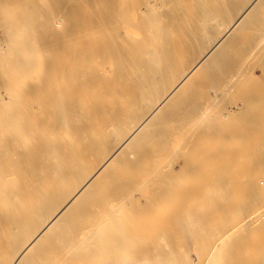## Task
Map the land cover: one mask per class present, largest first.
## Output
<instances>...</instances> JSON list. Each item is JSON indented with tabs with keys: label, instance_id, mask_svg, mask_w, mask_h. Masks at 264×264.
<instances>
[{
	"label": "bare ground",
	"instance_id": "bare-ground-1",
	"mask_svg": "<svg viewBox=\"0 0 264 264\" xmlns=\"http://www.w3.org/2000/svg\"><path fill=\"white\" fill-rule=\"evenodd\" d=\"M173 1L0 0L6 34L22 32V15L33 33L65 29L53 48L41 35L49 58L39 33L33 54V33L0 38V264H264V177L234 203L227 181L212 187L214 170L202 189L180 190V146L205 145L196 123L228 107L218 99L237 77L226 51L264 0ZM247 146H219L212 163L247 157ZM203 147L212 158L216 146Z\"/></svg>",
	"mask_w": 264,
	"mask_h": 264
},
{
	"label": "rangeland",
	"instance_id": "rangeland-1",
	"mask_svg": "<svg viewBox=\"0 0 264 264\" xmlns=\"http://www.w3.org/2000/svg\"><path fill=\"white\" fill-rule=\"evenodd\" d=\"M176 1L177 0H174L169 6H172V5H174L175 3H176ZM10 13H12L11 15H9ZM9 14H8V17L11 19V20H9V21H12V19L14 20V21H16V24L17 23H19L18 25H20V26H18V27H21V28H23L22 29V32H19V34L17 33V32H15V31H13V32H15V33H12V31L11 30H8V31H10V33H8L7 32V34H6V32L4 33V32H2L1 30H0V38L1 39H3V38H6L7 39V35H17V36H19V37H22L23 38V36H21V35H23L22 33L24 32V30H26L25 29V16L24 15H22V18H21V16H20V18H18V17H13V16H15L14 14H13V11H9ZM74 15V14H73ZM69 16H71L72 17V15H69ZM13 17V18H12ZM63 19V18H62ZM62 19H55L54 20V22H56L57 21V23L60 21V20H62ZM67 20H69L70 19V17H69V19L68 18H66ZM19 20V21H18ZM67 20H62L63 21V23H66L67 22ZM13 21V22H14ZM24 21V22H23ZM64 21H66V22H64ZM21 22H22V24H21ZM61 23V24H60ZM59 25H58V31L57 32H55L54 30V28H53V30H52V32H50V31H47V30H45L46 32H48V34L46 33L45 35H43L41 32L42 31H40V32H38V33H36V32H30V31H28V30H26L25 32H28V33H30V34H38L39 36H43V38H45V36L46 35H48L49 37H50V35H51V40L49 39V37H46L47 38V40L49 39V43H51L50 45H51V47L53 48V45H55V44H58V43H60L61 41H63V43H64V40H65V34H64V26H62L63 24H62V22H59L58 23ZM65 25V24H64ZM60 28H62L63 29V31H62V29H60ZM263 28H264V10L261 12V13H259L258 15H257V17L253 20V24L251 25V26H249L248 28H247V31L243 34V36L241 37V39L240 40H238L236 43H234L227 51H226V57H232L231 58V60H232V66H231V64H229V67H228V71H226V75H227V78H232L233 79V77H237V78H234V81L232 80L231 82H233V83H231V87L230 88H228L229 90H227L226 92H224V94L222 93V94H220V96H219V99H218V102H220V103H222V100H224L225 102L224 103H226V104H228V107H222V106H219L217 109H215L214 111H213V113L211 114V119H212V117H213V119L212 120H214V121H212L211 119L209 120V121H207V123L204 121V122H202V123H205V125H201L199 122L200 121H198V123L199 124H197L196 123V126H194V127H196V128H201L202 126V128H203V130H204V132H202L201 130V132H202V134H201V132H200V134H201V136L199 137V138H201L199 141H201V140H203V138H204V140L205 141H201L203 144H205V145H203V146H205V148H207L206 146H210L209 147V149H211L212 147H213V145H214V147L216 146V147H218V149H216V147L215 148H212L211 149V154L209 155L210 157H212V158H210V159H207L208 158V156H207V154H209L210 152H209V150H205L204 149V147L202 148L201 147V143L199 144V143H197V147H196V142H195V147L193 146V147H191V148H189V151L188 150H186V151H184L185 149H183L181 146H180V149H182L183 151H181L182 153H180V190H189V188L190 189H192V190H195L196 189V191H197V188L200 190V187H201V189H202V184L203 183H205V180H204V178H208L207 176L209 175V176H212L213 175V173H209V172H214L215 171V173H216V175H215V177H214V175H213V177H211V178H208L209 180H212V181H210V182H213V183H211L212 184V187L214 188V190H218V189H220L221 190V188H223L224 186H225V181H227L226 182V186H227V188H228V190L230 191V194L228 193L227 194V196L228 195H232V194H234V195H232L231 197L230 196H228V197H230V199H232L231 200V202H233L234 200H236L237 199V196H239V197H241V198H246V197H248V196H246V197H244V193L243 192H246V190H248V192L251 190H249L248 188H249V185L248 184H252L253 182H254V179L253 178H255V182H257L258 180H260V181H262V179H263V177H264V43H262L260 46H259V49L257 50V52L256 51H249L248 52V50H249V48L251 49L254 45H253V41L254 40H256V38H260V36L262 35V32L260 31V29L261 30H263ZM60 30V31H59ZM18 31H20V30H18ZM33 31V30H32ZM24 32V34H25V36H27L26 35V33ZM60 32H61V34H60ZM258 32H261V34L259 35H256ZM12 33V34H11ZM54 33V34H53ZM56 33V34H55ZM59 33V34H58ZM57 34H58V36H57ZM38 35H35V36H32V37H30L31 39H28L27 41V43H29V41H31V43H29V48L27 47H25V50H27V51H25V53L27 52H29V50H32L33 51V49L32 48H34V45H36V43L33 45V46H31L34 42H35V40H36V38H38L37 36ZM29 36V35H28ZM31 36V35H30ZM42 36H41V39L40 40H37L38 42H40V43H43L44 41H47V40H44L43 38H42ZM254 36H256V37H254ZM25 38V37H24ZM23 38V39H24ZM40 38V37H39ZM53 38V39H52ZM58 38V39H57ZM61 39V40H60ZM33 40H34V42H33ZM57 42H55V41ZM26 41V40H25ZM25 41H23L24 43H25ZM43 41V42H42ZM51 41V42H50ZM15 41H11L10 42V45H8V48L7 49H9V50H7L8 52H16V49H13V48H11L10 46H15L16 45V43H14ZM37 42V45L38 46H41L40 45V43H38ZM22 43V42H21ZM44 43H46V42H44ZM13 44V45H12ZM15 44V45H14ZM25 45V44H24ZM46 45H48L47 43H46ZM241 45H244V46H247V45H249V46H247V47H245V49L243 48V46H241ZM32 48H31V47ZM10 47V48H9ZM42 48H44V47H47L48 49V51L46 50V48H44L45 50H44V54H45V56L46 57H48L49 58V56H48V54L49 55H53V52H52V49H51V47L48 45V46H43V44H42V46H41ZM41 47H37V48H40V49H38V51L39 50H43ZM242 48V49H241ZM247 48V49H246ZM11 49H13L14 51H11ZM24 49V48H23ZM29 49V50H28ZM247 50V51H246ZM31 51V52H32ZM34 51L36 52L37 50L34 48ZM32 52V54L33 53H35V52ZM45 51H47V53L45 52ZM244 51V52H243ZM49 52V53H48ZM254 53V54H250V53ZM27 53L26 54H24V55H27ZM31 53H29V55H30ZM28 55V56H29ZM250 55H252V56H250ZM256 55V56H255ZM33 56V55H32ZM248 57V58H247ZM261 57V59H259ZM239 59V61H237ZM243 59V60H242ZM229 62V61H228ZM236 63V66L238 67L237 69L235 68V70H237V71H233V69H234V66H235V63ZM238 62L240 63V64H238ZM257 63V64H256ZM11 64V63H10ZM10 64H8L7 66V68H9V70H11V72L13 71V66H11ZM238 64V65H237ZM245 64V65H244ZM234 65V66H233ZM241 65H243V66H241ZM256 65V66H255ZM235 66V67H236ZM240 66H241V68H242V70H239L240 69ZM259 66V67H258ZM10 67H12V69H10ZM245 67H246V69H245ZM244 68V69H243ZM253 68V69H252ZM16 69L14 68V72H16L15 71ZM230 70H232V71H230ZM245 70V71H244ZM250 70H252V71H250ZM242 71H243V73H242ZM13 72V73H14ZM230 72L233 74V75H231L230 74ZM234 72H237V74L236 73H234ZM239 72H240V74H239ZM243 74V76H241L242 74ZM245 73V74H244ZM12 74V73H11ZM235 74V75H234ZM237 75H239V76H237ZM233 76V77H232ZM240 77V78H239ZM234 87V88H233ZM194 89V88H193ZM193 89H191L192 90V92L194 91ZM197 89V88H196ZM237 89V90H236ZM191 90H189V91H185V94H187L186 92H188V93H191V94H193L192 92H191ZM198 90V89H197ZM229 92V93H228ZM227 95H226V94ZM223 97H222V96ZM231 95V96H230ZM226 97V98H225ZM229 98V99H228ZM220 99H221V101H220ZM232 99H233V101H232ZM231 102V103H230ZM233 102V103H232ZM230 104H232L231 106L232 107H230L229 105ZM181 105V104H180ZM220 108V109H219ZM232 108V109H231ZM234 108V109H233ZM223 109V110H222ZM221 110V111H220ZM237 110V111H236ZM228 112V113H227ZM235 112H237V113H235ZM230 113V114H229ZM240 113V114H239ZM261 118V119H260ZM244 119V120H243ZM229 120V121H228ZM216 121V122H215ZM211 122V123H210ZM214 123H217V124H214ZM259 123V124H258ZM251 124V125H250ZM201 126V127H200ZM210 126H211V128H210ZM224 126V127H223ZM227 127V128H226ZM244 127H245V129H244ZM255 127V128H254ZM195 128V134L197 135V136H199V132H196V129ZM198 128V129H199ZM248 128H249V130L251 129L253 132H249V133H251V135H248V136H254L255 134V136H257V137H259L260 138V141H259V138H258V142H255L256 144H257V147H256V145L254 144V145H252V146H250V147H252V150H253V152L254 151H256V153L254 152H252V153H248V156L246 157V154L244 155V156H242V155H239L240 157H243V158H241V159H239V156H232V158H231V155H230V158H228L230 161L228 162V159H227V164H228V166H229V170L231 169V171H229L228 169H227V164H226V166H225V164H224V161H222V162H218L217 160L215 161L216 163L218 162V164H216L215 162V164L214 163H212L214 160H215V158L217 157V156H215V154L217 155L218 153H219V146H221V148H220V151H223V149H222V147H225V151L227 152L229 149V152H228V154H232L233 152H235L236 150H233L232 152H231V150L232 149H235V147H238V149L239 150H242V147L244 146V148L247 146L246 144H248L249 142H252V144H253V141H251L250 140V138H248L247 139V137L248 136H246V134H249L248 132H243L242 131V129H244V131H249L248 130ZM218 129V133H216L215 134V131L214 130H217ZM238 129H240L241 131H239ZM254 129V130H253ZM258 129V130H257ZM214 132H213V131ZM224 130V131H223ZM238 130V131H237ZM257 130V131H256ZM199 131V130H198ZM213 132L212 134L210 133H208L207 134V132ZM237 131V132H236ZM260 131V134H258L257 132H259ZM225 132V133H224ZM241 133L242 132V134H239V133ZM198 133V134H197ZM205 136H204V135ZM221 134H223V136H224V139L222 140V138H223V136H221L222 138H220V135ZM258 134V135H257ZM211 135V136H210ZM212 135H213V137H212ZM216 137H215V136ZM206 136H208V137H206ZM228 138H227V137ZM242 136V137H241ZM215 137V138H214ZM226 137V138H225ZM198 138V137H197ZM196 138V139H197ZM218 139H220V141L222 142H219V140ZM226 139V140H225ZM228 139H229V141H228ZM232 139H233V141H232ZM198 140V139H197ZM241 142H240V141ZM236 141V142H235ZM238 141V142H237ZM248 141V142H247ZM228 142V143H227ZM232 142V143H231ZM235 142V143H234ZM247 142V143H246ZM262 142H263V145H262ZM240 143V144H239ZM250 144V143H249ZM249 144H248V146H247V151H249L250 150V147H249ZM218 145V146H217ZM225 145V146H224ZM228 147H227V146ZM212 146V147H211ZM232 146V147H231ZM241 146V147H240ZM230 147V148H229ZM257 149L258 148V150H254L255 148ZM193 148V149H192ZM199 148H201V152H202V150H205V152H206V154H205V152H203L202 154L203 155H201L200 153V149ZM228 150H227V149ZM243 148V149H244ZM249 148V149H248ZM254 148V149H253ZM191 149V150H190ZM215 149V150H214ZM222 149V150H221ZM238 149H237V151H238ZM215 152H214V151ZM217 150V151H216ZM213 151V152H212ZM225 151H223V153H224V155H225ZM246 151V152H247ZM200 152V153H199ZM216 152H218V153H216ZM214 154V157H213V154ZM220 154V156H219V158L221 157V155H222V157H223V154L222 153H219ZM227 154V153H226ZM227 154V155H228ZM250 154V155H249ZM258 154V155H257ZM252 155V156H251ZM200 156V157H199ZM206 156V157H205ZM251 156V157H250ZM259 156V157H258ZM198 157H199V159H198ZM201 157H203L202 158V160L200 159ZM221 157V158H222ZM245 157V158H244ZM258 157V158H257ZM192 158H193V160L195 161H193L192 160ZM235 158H237L236 160H235ZM250 158V159H249ZM257 158V159H256ZM188 159H190V160H188ZM198 159V160H197ZM217 159V158H216ZM231 159H234V161H232ZM198 161V163H199V161L201 162V163H199V164H201L200 166L198 165V166H196V168H195V165L196 164H198L197 163V161ZM241 160V161H240ZM243 160H244V162H243ZM189 161V162H188ZM247 161V162H246ZM248 161H249V163H248ZM263 161V162H262ZM191 162H193L192 164H191ZM237 162V163H236ZM239 162V163H238ZM241 162V163H240ZM186 163H187V165H186ZM220 163V164H219ZM232 163L233 164H235V165H232ZM247 163V164H246ZM253 163V164H252ZM254 163H255V165H254ZM262 163V164H261ZM241 166H240V165ZM252 164V165H251ZM185 165V166H184ZM190 165H192V167H190ZM220 165L222 166V168L220 167ZM238 165V166H237ZM246 165V166H245ZM263 167H262V166ZM189 166V167H188ZM194 166V167H193ZM212 166V167H211ZM219 167V171L218 170H216V167ZM244 166V167H243ZM249 166V167H248ZM184 167V168H183ZM188 167V168H187ZM200 167V168H199ZM211 167V168H210ZM228 170V172L226 171V169ZM232 167H234V168H232ZM251 167V168H250ZM259 167H261V170L259 169ZM191 169V168H195V169H193L194 170V173L193 172H191V171H193L192 169H191V171H190V169L189 170H187V169ZM199 170H198V169ZM220 168L222 169V170H225V173H224V171H223V173H222V171L220 170ZM224 168V169H223ZM242 168V169H241ZM248 168V169H247ZM253 168H255V169H257V170H255V169H253ZM182 169V170H181ZM185 169V170H184ZM234 169V170H233ZM246 169V170H245ZM184 170V171H183ZM210 170V171H209ZM214 170V171H213ZM242 170V171H241ZM248 170L251 172V174H250V172L248 173ZM187 171H190L189 173L187 172ZM207 173H206V172ZM218 173H217V172ZM221 171V172H220ZM257 171V172H256ZM220 172V173H219ZM227 172V173H226ZM247 172V173H246ZM214 173V174H215ZM222 173V175H218V174H221ZM241 174V176H240V174ZM252 173H254V174H252ZM189 174V175H188ZM206 174H208L207 176H206ZM227 176H226V175ZM232 174V175H231ZM245 174V175H244ZM246 174H248V175H246ZM250 174V175H249ZM183 175H184V177H183ZM186 175V176H185ZM182 176V177H181ZM206 176V177H205ZM249 176H250V178H249ZM252 176H254L253 178H251ZM227 177H229V178H227ZM257 177V178H256ZM189 178V179H188ZM227 178V179H226ZM201 181H200V180ZM245 179V180H244ZM249 179V180H248ZM198 181L200 182V184H198ZM203 181V182H202ZM206 181H208V180H206ZM221 181V182H220ZM251 182V183H249V182ZM202 182V183H201ZM209 182V181H208ZM246 182H247V184H246ZM262 182H264V181H262ZM221 183H223V184H221ZM230 185H228V184ZM231 183V184H230ZM239 183V184H238ZM244 183V184H243ZM191 184V185H190ZM196 184V185H195ZM181 185H183L184 186V188L181 186ZM199 185V186H198ZM224 185V186H223ZM245 185V186H244ZM263 186L260 188L262 191H263V194H264V184H262ZM185 186H187V189H186V187ZM198 186V187H197ZM226 186L224 187L225 189V192L226 191H228L227 190V188H226ZM231 187V188H229V187ZM238 186H241L240 187V189L238 188ZM245 188H244V187ZM194 187H195V189H194ZM211 186L209 187L210 189L212 188ZM212 188V189H213ZM223 190V189H222ZM221 190V191H222ZM223 190V191H224ZM244 190V191H243ZM231 191H233L232 193H231ZM246 193L247 195H251V194H249V193ZM262 193V192H261ZM243 194V195H242ZM263 194H262V196H263ZM262 196H261V198H262ZM264 197V196H263ZM229 199V198H228ZM263 199V201H264V198H262ZM234 203V202H233ZM262 210H264V209H262ZM215 217L216 216H214L213 215V217L211 218V220L210 221H213V220H215ZM237 219V218H236ZM234 220V219H233Z\"/></svg>",
	"mask_w": 264,
	"mask_h": 264
}]
</instances>
